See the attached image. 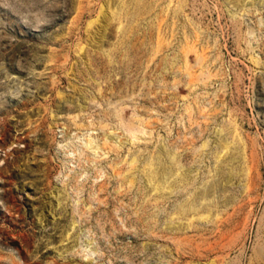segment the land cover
Segmentation results:
<instances>
[{"label":"rangeland","instance_id":"1","mask_svg":"<svg viewBox=\"0 0 264 264\" xmlns=\"http://www.w3.org/2000/svg\"><path fill=\"white\" fill-rule=\"evenodd\" d=\"M0 264H264V0H0Z\"/></svg>","mask_w":264,"mask_h":264},{"label":"water","instance_id":"2","mask_svg":"<svg viewBox=\"0 0 264 264\" xmlns=\"http://www.w3.org/2000/svg\"><path fill=\"white\" fill-rule=\"evenodd\" d=\"M88 146L93 148V145ZM136 162L140 165L147 163L150 168H153L152 171L136 174L138 179L144 183L143 193H148L156 187V193L161 197L173 196L180 191V187L192 183L195 179L193 167H185L180 164V155L175 148L169 145L166 139L160 142L155 156L150 158L143 154L137 157ZM232 180L231 176L222 174L219 168L213 169L211 181L204 183L195 190L188 200V207H194L193 212H196L204 206H212L214 199L210 197L220 189L221 185L228 186ZM177 209L180 213V205ZM174 226V221L167 224L168 229H172Z\"/></svg>","mask_w":264,"mask_h":264}]
</instances>
